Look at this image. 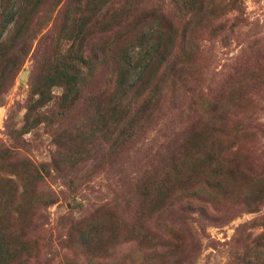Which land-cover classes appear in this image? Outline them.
Returning <instances> with one entry per match:
<instances>
[{"label": "rangeland", "instance_id": "374dc122", "mask_svg": "<svg viewBox=\"0 0 264 264\" xmlns=\"http://www.w3.org/2000/svg\"><path fill=\"white\" fill-rule=\"evenodd\" d=\"M13 1L0 0V22ZM182 1L25 5L17 67L0 79V191L17 188L0 192V220L26 234L13 264H264V203L253 212L246 196L260 182L235 173L227 194L205 186L220 183L211 161L228 146L264 171V0H241L243 19L228 0ZM169 25L178 34L163 36ZM75 36L87 60L69 87ZM125 48L153 57L121 87ZM117 106L130 108L120 123ZM205 121L224 128H194Z\"/></svg>", "mask_w": 264, "mask_h": 264}, {"label": "trees", "instance_id": "16d2710c", "mask_svg": "<svg viewBox=\"0 0 264 264\" xmlns=\"http://www.w3.org/2000/svg\"><path fill=\"white\" fill-rule=\"evenodd\" d=\"M30 0H15L13 1L12 7H8L2 16V21L0 22V79H3L4 77L8 76V75H12L15 68L17 67V56H16V44L15 41L18 38V36L22 33V24L20 23L22 21V19L24 18V16L26 15V8L25 5L28 4ZM192 2L195 5L199 4V6H202L203 4H205V1H200V0H185L182 2ZM228 4L227 6H230V9L234 12H236L237 16L236 17H240L243 19V15H244V9L242 8V2L241 0H228ZM213 2V0H210L208 4H211ZM204 6H207L204 5ZM203 8V7H202ZM201 8V9H202ZM242 21V20H241ZM241 23V22H238ZM236 23V24H238ZM11 26L12 32H13V37H8L7 39L4 36L6 30L8 29V27ZM86 31V28H85ZM163 31H165L162 35L164 36V34H168V36H175L176 34H178V31L176 27H173L171 25H169L168 27H166ZM192 29L189 28L188 26L183 27L180 30V36H182L183 38H185L187 40V38L190 36ZM170 44L169 42L167 43V45ZM84 47V48H83ZM86 47L87 44H84L83 42H81L80 40L76 39V36L74 38H72V44L69 48L70 52H79V54H74L73 59H70V65L75 69L74 71H76V76H73L71 81L68 82L70 85H68L69 87L76 85L77 83L80 82V80H82V76H80V74H83L80 70L78 64L80 63H85L86 62V56H85V52H86ZM83 49H85V52L83 51ZM166 49V52L163 53L166 57H167V52L168 49ZM126 48L123 49L120 54H119V60L122 64H126L127 62H131L129 67H126V70H122L119 73V80H118V85L119 86H123L124 82L126 81L125 77H131L132 78H136L139 80H142L143 76L145 75V73L148 71L151 63H152V53L150 51H146L144 52L143 49L141 52H139L136 54L138 57H134V56H130L127 52H125ZM146 56L147 60L143 61V58ZM164 56V57H165ZM90 58V57H89ZM97 60L96 56L94 55L92 59L90 60ZM135 64L134 66L132 65ZM157 64V62H156ZM176 65H180L178 62L175 63ZM63 71L58 72V74H62ZM166 74V73H164ZM79 80V82H78ZM1 81V80H0ZM242 81L240 80L237 84L241 83ZM236 85V83H235ZM232 87V86H231ZM230 87V88H231ZM234 87H232L233 89ZM2 89V88H1ZM1 93H0V101H1ZM235 100V98H234ZM220 100L215 98H212L211 100V105H212V109L208 110L209 113H205L207 115L215 113L216 109H219L220 107ZM129 107L126 106L123 108V110H121L119 108V106H117V108L115 109L116 112V116H115V120L117 123H120V120L123 119L126 114L129 111ZM212 122V123H211ZM214 121H205L204 124H201L200 122H198L194 128L197 130H201L202 129V125H207L208 123H210V126L212 127V133L214 132V135L217 134L218 132H220L219 127H223L224 124H219L220 126L215 125V123H213ZM230 122H228L225 127L229 128L230 130L233 131V133L238 134V132H241L243 135L245 132H242V130L244 131L245 129H241L240 131V127L238 125H233L231 128L228 124ZM218 124V123H217ZM224 128V127H223ZM247 137H244V139H246ZM230 149V150H229ZM226 150H229L230 152L233 153V155H229L227 153H224L222 151H218L215 155V159H213L211 162L214 163L213 167L214 170H212V176L215 177L217 180H219L220 183H215V184H210L208 182H205V186L208 189H213L215 191H220L224 194H227V187L223 186V182L224 180L227 178V176L231 175L232 177H234V174L236 173L237 175H240L242 178L247 179L249 182H253V181H259L260 183L257 186H260L257 190H255L253 193H251L250 195H246V196H251L252 197V204H253V212H258L259 211V207L261 205H263L264 203V171L263 172H259V171H255L254 167H252L249 164L248 161V157L246 155V153L244 154L245 157H242V155H240V152L238 151V148L236 151L232 150V147H226ZM174 152H171L170 154H172ZM209 157V156H208ZM174 158V154L172 156L173 160ZM201 166V165H200ZM200 168V167H199ZM197 168V169H199ZM206 166L204 165L202 167V169H205ZM199 171V170H198ZM203 171V170H202ZM200 170V172H202ZM205 171V170H204ZM203 173V172H202ZM229 174V175H227ZM194 176H195V172H194ZM197 176V175H196ZM6 180V179H5ZM18 180V179H17ZM8 181V180H7ZM20 181V179H19ZM12 184H15L12 182ZM225 183V182H224ZM1 191L0 192H8V190L16 192L17 188L16 187H9L6 188V185H2L1 186ZM168 189V188H167ZM167 189H165V192L167 191ZM5 194V193H3ZM2 194V195H3ZM245 196V197H246ZM9 200L4 199L3 200V204L5 205V207L7 208L9 206ZM248 203V202H247ZM13 222V220H9V219H3L0 220V264H13L14 261L18 258H16L17 256H19L18 254L21 253V251H23V247L24 244H26V234L21 232L20 230H16L14 228V226L11 224ZM260 240V239H257ZM261 248H264V243L260 244ZM258 248V249H261ZM16 264H21V261H17Z\"/></svg>", "mask_w": 264, "mask_h": 264}, {"label": "water", "instance_id": "95a60500", "mask_svg": "<svg viewBox=\"0 0 264 264\" xmlns=\"http://www.w3.org/2000/svg\"><path fill=\"white\" fill-rule=\"evenodd\" d=\"M27 75H28V72H27V71H23V72L21 73V75L19 76V80H20L21 82L25 81V79L27 78Z\"/></svg>", "mask_w": 264, "mask_h": 264}]
</instances>
